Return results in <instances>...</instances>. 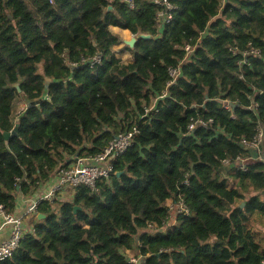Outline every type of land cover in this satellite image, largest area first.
I'll return each mask as SVG.
<instances>
[{
	"label": "trees",
	"instance_id": "trees-1",
	"mask_svg": "<svg viewBox=\"0 0 264 264\" xmlns=\"http://www.w3.org/2000/svg\"><path fill=\"white\" fill-rule=\"evenodd\" d=\"M169 1L172 19L161 24L152 0H0L7 213L75 157L138 129L96 191L79 184L41 202L44 217L33 216L34 231L0 264H129L127 250L143 264H264V0ZM117 30L150 37L130 47ZM196 118L212 122L188 130ZM259 132L257 148L241 142ZM169 199L189 214L146 231L169 221Z\"/></svg>",
	"mask_w": 264,
	"mask_h": 264
},
{
	"label": "built area",
	"instance_id": "built-area-1",
	"mask_svg": "<svg viewBox=\"0 0 264 264\" xmlns=\"http://www.w3.org/2000/svg\"><path fill=\"white\" fill-rule=\"evenodd\" d=\"M127 1L129 2L130 7H133L132 0ZM222 2H224V0H222ZM152 3L161 7L157 15L158 22L161 24L168 23L172 19L171 11L174 9L173 4L169 0H152ZM184 50L186 51V54H188L193 50V48L189 44H186L184 45ZM235 50L236 49H233V51ZM249 52L253 55H260V51L257 49H251ZM245 54L246 52H244V55ZM101 58V54L98 53L93 56L92 59H90V62L92 64L100 63ZM243 61H245V59ZM169 74L172 77L169 83H172L178 75V70L172 68L169 70ZM222 106L229 109L230 103L222 100ZM152 107L153 105L145 108V112L150 110ZM211 122V119H192L188 126V130L193 129L196 124L200 123L206 125ZM137 132V127L133 126L132 129L124 133H120L116 138H113L111 141H109L103 151L87 157H75V160L73 162L58 169L53 174L55 176V182L50 190L46 193H41L35 198L31 199L28 203L27 208L21 214L15 215L7 213L3 208V205L0 204V225L2 227L6 224L11 226L9 237L0 242V261L12 255V253L18 247L20 239L25 234L32 233L34 231V227L32 223L29 222L28 218L30 216L37 215V206L41 202L52 201L55 198H59V196L71 197L74 188L79 184H83L91 190L96 191L97 181L101 178H106L109 176L110 172H112V160L123 153L125 150H127L130 146H132L134 136L137 134ZM241 142L245 145L257 148L259 146V143L261 142V132H259V134L255 138V141L248 143L245 140H241ZM227 163L228 160L224 159L223 164ZM184 182H186V180ZM166 205L170 210L169 221L162 227L149 225L146 231H149L151 233H154L156 231L162 232L174 224L175 218L179 214H189L188 208L180 200L175 201L169 199L166 202ZM129 251L130 250L126 251L129 264H141L142 258L141 255L138 254V251L131 250L134 251L133 255H129Z\"/></svg>",
	"mask_w": 264,
	"mask_h": 264
},
{
	"label": "crops",
	"instance_id": "crops-1",
	"mask_svg": "<svg viewBox=\"0 0 264 264\" xmlns=\"http://www.w3.org/2000/svg\"><path fill=\"white\" fill-rule=\"evenodd\" d=\"M121 31L127 32V34H126L127 38H129L131 36V34L127 30H121ZM121 46H122V43L117 46V49H120L119 47H121ZM126 55L128 58L127 53H126ZM127 58L125 59V61L127 60ZM54 182H55V176L52 175L50 180L47 181L46 183L42 184L41 187L36 191L35 194L27 195V196L19 194L17 197V201H16V208L12 214H15V215L21 214L27 208L28 203L31 199L35 198L37 195H39L41 193H46L47 191H49L50 188L53 186ZM62 197H64V196H61L58 199H61ZM32 218H33V216H30L28 218L30 223L32 221ZM0 224H1V219H0ZM10 232H11V226L10 225L6 224V225H3V227L0 225V242L2 240L6 239L7 237H9Z\"/></svg>",
	"mask_w": 264,
	"mask_h": 264
},
{
	"label": "water",
	"instance_id": "water-1",
	"mask_svg": "<svg viewBox=\"0 0 264 264\" xmlns=\"http://www.w3.org/2000/svg\"><path fill=\"white\" fill-rule=\"evenodd\" d=\"M109 8H110V7H109ZM149 37H150V36H149L148 34L138 33V34H136V35H131V37H130L129 39H123V42H124L125 44H127L128 46L132 47L133 44L135 43V41H136L138 38H149ZM45 79H46L45 86H47L48 83L51 81V79L48 78V77H46ZM14 86L19 90V84H18V83H15ZM217 101H218V102H221V99H217ZM30 104H31V102L28 103V105H30ZM191 107H194V105H191ZM17 130H18V124L16 123V124L14 125V127H13L10 131H5V132H4V137H5V139L7 140V138H8L9 136L17 134ZM116 137H117V136H116ZM116 137H115V138H116ZM260 159H261L262 161H264V157H261ZM123 171H125V170H123ZM120 172H121V171H118V172H116V174H120ZM243 204H244V203H241L240 206H243ZM74 208L77 209L78 206H75ZM37 217H38V218H42V217H44V215H43L42 213H37ZM141 264H143V260H141Z\"/></svg>",
	"mask_w": 264,
	"mask_h": 264
},
{
	"label": "rangeland",
	"instance_id": "rangeland-1",
	"mask_svg": "<svg viewBox=\"0 0 264 264\" xmlns=\"http://www.w3.org/2000/svg\"><path fill=\"white\" fill-rule=\"evenodd\" d=\"M117 31H119L117 33H119L122 42H123V39H129L131 37L130 36L129 38H127L126 37L127 32H125V31H121V30H117ZM119 48L121 49V51H119L118 55L121 57L122 60H125L127 58L126 51L123 49V46H121ZM24 104H25V102L23 100H18L16 105H15V108H14L15 112H16V110H21L22 107L24 106ZM259 157L261 158L263 156L260 155ZM59 197H61V196H59ZM255 227L258 228V229L261 228V226L259 224H257V225L255 224ZM133 253H134V251H129V255H133Z\"/></svg>",
	"mask_w": 264,
	"mask_h": 264
}]
</instances>
